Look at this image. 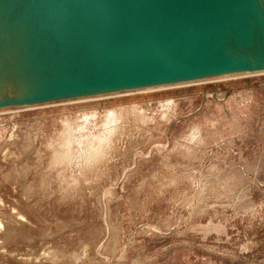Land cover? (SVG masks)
I'll list each match as a JSON object with an SVG mask.
<instances>
[{
  "label": "rangeland",
  "instance_id": "374dc122",
  "mask_svg": "<svg viewBox=\"0 0 264 264\" xmlns=\"http://www.w3.org/2000/svg\"><path fill=\"white\" fill-rule=\"evenodd\" d=\"M0 264H264V73L1 109Z\"/></svg>",
  "mask_w": 264,
  "mask_h": 264
},
{
  "label": "water",
  "instance_id": "95a60500",
  "mask_svg": "<svg viewBox=\"0 0 264 264\" xmlns=\"http://www.w3.org/2000/svg\"><path fill=\"white\" fill-rule=\"evenodd\" d=\"M264 73V0H0V110Z\"/></svg>",
  "mask_w": 264,
  "mask_h": 264
}]
</instances>
